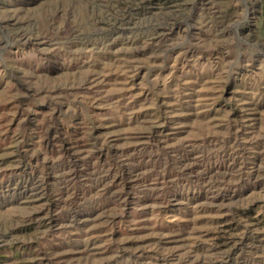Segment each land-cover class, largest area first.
I'll return each mask as SVG.
<instances>
[{"label": "rangeland", "instance_id": "rangeland-1", "mask_svg": "<svg viewBox=\"0 0 264 264\" xmlns=\"http://www.w3.org/2000/svg\"><path fill=\"white\" fill-rule=\"evenodd\" d=\"M0 264H264V0H0Z\"/></svg>", "mask_w": 264, "mask_h": 264}]
</instances>
